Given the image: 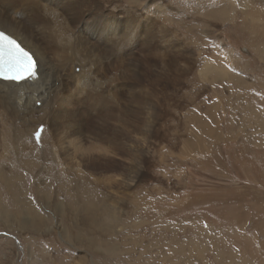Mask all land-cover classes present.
<instances>
[{
	"label": "rangeland",
	"instance_id": "1",
	"mask_svg": "<svg viewBox=\"0 0 264 264\" xmlns=\"http://www.w3.org/2000/svg\"><path fill=\"white\" fill-rule=\"evenodd\" d=\"M59 2L54 11L65 22L47 20L50 31H65L72 48L64 67L56 61L63 71L53 68L66 102L58 106L59 119L53 117L59 136H34L39 149L45 146L37 170L49 164L63 175L68 162L92 182L104 179L98 187L109 195L105 204L119 203L121 223L106 234L116 253L101 242L98 228L83 227L89 245L73 243L65 231L70 225L53 215L55 182L45 195L51 209L36 193L42 169L25 173V189L49 227L39 232L46 255L35 252L37 264H51L52 257L57 264H95L100 252L113 254L111 264H264V58L252 49L255 42L264 47V0ZM35 13L44 18L40 9ZM12 121H0L9 173L12 150L3 140ZM57 137L79 146L75 158L65 156ZM112 178L120 188L108 187ZM2 191L0 184V199L10 206ZM4 231L20 254L15 264H22L23 240ZM207 239L211 249L190 251L192 241Z\"/></svg>",
	"mask_w": 264,
	"mask_h": 264
},
{
	"label": "bare ground",
	"instance_id": "2",
	"mask_svg": "<svg viewBox=\"0 0 264 264\" xmlns=\"http://www.w3.org/2000/svg\"><path fill=\"white\" fill-rule=\"evenodd\" d=\"M21 1L23 0H0V30H5L6 33L15 38L33 55L37 62V77L35 79L21 81L0 78V121H6L13 118L11 127L5 132L3 145L7 151L12 150L11 158L8 159L12 161L13 169H15L12 173L6 171V166L2 162L4 156L3 153L0 152V184L4 190L1 192V196L5 194L10 200V206L13 207L11 208L8 205H4V202L0 199V245L3 249L2 252H0V256L2 255V257H0V264H15V260L17 261L20 256L17 247H15L13 243H10L9 235L2 233L5 232L4 230H6V233H17L18 238L23 240L25 247H23V255H21L22 264H24V262L25 264H37L39 259L35 252H39V257L46 255L45 249L40 245L43 242L41 243L39 232H48V223L46 222L45 217L40 214L34 206V201L28 193L30 187L28 186L27 189H25V178L29 177L24 176L25 173H29L31 177L33 174L37 175V172L41 169V176H43L44 179L39 180V182L35 184L36 193L38 194L41 204L46 207L50 206L51 209V205H53L54 218H59L64 221L63 224L70 225L68 227L69 230H65L68 239L75 244L84 243L89 245L90 242H93V239L90 237L88 241L83 239L84 237H88L87 232L85 233V231L88 230L83 227H88L90 231L93 228H98L95 232H100L104 236L101 242L107 247V250L113 252L115 251L116 246L113 241H110V235L107 237L106 234L112 233V226L115 224L117 225V223L119 224L120 222L117 214L119 203H116L117 201H109L105 204V200L108 199L107 196L109 195L98 187L100 183H104V179H96L99 184L97 181L92 182L89 180L90 176L87 177V172L85 173L87 174L85 176V174L79 173L77 170L75 171L71 168V165L68 162L66 163L68 167L65 166V168L68 169H65L66 171L63 175L62 173H55V171L51 172L49 164H44L43 168L37 170V167H39L38 165L40 164L38 152H43L45 146L42 147L43 144L39 149L37 145H35V133L37 131L42 132V128L38 126L43 124L45 132L41 133V135L45 138L49 133L50 136L48 137L54 139L53 136L56 137V135H58V132H54V129L57 128L55 126H58V121L55 123L53 117L59 115V113H57L58 106H65L64 102H66L65 98L60 96V90L57 86L58 80L54 77L53 68L56 66V61L64 67L65 62L69 59V52L71 55L72 48L67 43L68 39L65 31H50L51 27L47 20L48 17L58 18L57 13L54 11L53 3L56 2L59 4V0H25V3L19 8L18 3ZM39 9L44 17L41 20L37 19L38 14L35 13V11ZM225 9L226 7L224 9L221 8L220 11H225ZM61 21L65 22V15L62 13L59 14L58 18L60 24ZM65 30H68L67 25H65ZM27 32L29 36L27 35ZM113 34L114 31L109 29L108 35L112 36ZM116 40L111 42H115ZM73 64L72 67H75L76 63ZM209 66H211V68H209ZM205 68L208 70L216 67L207 64L205 65ZM61 70L62 69H60V73L63 71ZM78 74L80 76V73ZM73 75L77 76V74ZM83 82H85L84 79ZM51 86L59 91L58 94H49ZM62 100L64 101L60 103ZM57 118L59 119V117ZM16 120H18V124L15 123ZM45 123L48 124V131H46ZM36 124L38 125L36 126ZM62 138L63 137L61 136V139ZM29 139H32V141L30 142ZM55 139L56 143L60 146V149L63 148L62 145L66 147V157L69 159L76 157L74 153L80 150L79 146L77 147V150V148H74L75 144L71 142V140L61 142L59 137ZM39 140L42 139H38V141ZM64 140L66 139L64 138ZM50 143L51 142L49 141V144H45L50 145ZM71 146L72 153L69 154L68 150ZM28 149L29 152L26 151ZM63 149L61 150L63 151ZM48 150L49 148L46 151ZM80 155L83 156L84 153L81 152ZM45 162H48L47 158ZM91 164L92 167H94L93 165L95 162H91ZM128 167V169L131 168V166ZM77 168L78 166L76 165V169ZM49 175H51L50 183H46L45 180ZM62 180H64V182H61ZM53 182H55V188L53 190L54 198H52L53 200L50 202L51 205H47L46 203L48 200L45 195L50 196L48 189ZM132 182L133 180L129 182V186H132ZM110 183L115 184L117 188H120V182L118 183L117 179H107L106 184L108 187L111 186ZM125 188H128V185ZM60 195L65 196L66 200L69 201L68 204H66L63 199L58 202L55 200L57 199L55 197ZM62 206H64L65 209H63ZM72 218L79 220V222L75 225ZM73 223L76 228L75 231L72 229L74 228ZM118 226L121 227V225ZM42 238L46 239V237ZM49 239L51 238H48L47 240ZM194 241L190 243V251H192V253H195L196 250H201L203 253L204 250L213 247V242L209 241V239H207V241ZM95 242L97 241L95 240ZM195 246H200L201 249H196ZM97 254L98 257L96 258L97 261L95 264H111L113 254H105L103 252ZM55 260L56 258L54 259V257H52L51 264H57V260ZM232 260L233 259H231V261Z\"/></svg>",
	"mask_w": 264,
	"mask_h": 264
},
{
	"label": "snow or ice",
	"instance_id": "3",
	"mask_svg": "<svg viewBox=\"0 0 264 264\" xmlns=\"http://www.w3.org/2000/svg\"><path fill=\"white\" fill-rule=\"evenodd\" d=\"M36 77L37 62L33 55L5 30H0V78L21 81ZM35 135L39 139L41 132Z\"/></svg>",
	"mask_w": 264,
	"mask_h": 264
},
{
	"label": "crops",
	"instance_id": "4",
	"mask_svg": "<svg viewBox=\"0 0 264 264\" xmlns=\"http://www.w3.org/2000/svg\"><path fill=\"white\" fill-rule=\"evenodd\" d=\"M257 35H256L255 39L260 37V33H258ZM255 39H253V42H255ZM230 46H231V43H230ZM252 49L257 52L259 57L264 58V47H261V45L259 43L258 44L256 42L253 43ZM236 83H240V81H237Z\"/></svg>",
	"mask_w": 264,
	"mask_h": 264
}]
</instances>
